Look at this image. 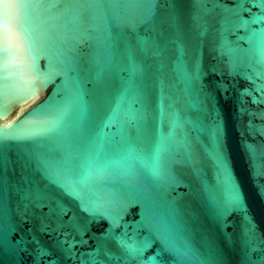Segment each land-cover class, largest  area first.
<instances>
[{"label":"snow or ice","instance_id":"6c2138e0","mask_svg":"<svg viewBox=\"0 0 264 264\" xmlns=\"http://www.w3.org/2000/svg\"><path fill=\"white\" fill-rule=\"evenodd\" d=\"M161 2L0 0V117L9 111L5 101L10 94L25 100L36 91L37 82L43 87L61 78L52 94L25 118L29 126H17L13 132L0 129V152L13 143L27 145L20 153L21 166L42 178L28 179L27 188L18 190L24 202L23 212L17 209L20 223L31 214L41 233L70 228L79 241L65 239L56 247L61 256L80 255V264H218L212 242L206 236L198 240L178 201L159 192L180 182L178 169L189 168L199 178L202 152L217 176H223L222 195L203 185L215 221L225 225L233 212L240 214L248 249L243 264H264V234L250 218L232 178L222 125L218 119L205 125L188 111L203 110L192 97L194 91L206 96L199 83V53L210 32L213 51L221 59L227 57L233 71L245 59L264 69V0H231L232 6L227 0H192L196 11L187 28L176 14V0H166L169 14L157 21ZM38 9L43 12L33 20L31 13ZM141 29L150 35H141ZM89 42L91 51L82 53L81 45ZM41 56L47 59L43 71L37 66ZM256 80L264 81V71L256 73L253 89L242 95L260 105L264 83ZM89 82L92 89L86 88ZM181 83L182 89L177 87ZM195 84L199 86L194 88ZM219 87L226 90L222 83ZM114 126L117 135L105 132ZM248 127L252 129L251 121ZM203 134L207 143L200 139ZM51 185L79 201L89 217L86 223L75 216L62 222L65 205L49 190ZM8 187L7 177L0 174V225L7 215ZM125 192L136 199H125ZM49 201L58 211L50 208L46 217L36 216L35 210ZM137 203L140 219L130 224L124 217ZM53 216L61 221L55 227ZM101 219L109 227L98 237L90 236L94 243L89 244L83 239L87 224ZM19 228L20 224L0 227V262L18 264L17 257L27 253L32 264H57L52 249L35 236L13 243L9 232ZM77 243L89 250L75 252ZM253 253L261 255L253 260Z\"/></svg>","mask_w":264,"mask_h":264},{"label":"water","instance_id":"95a60500","mask_svg":"<svg viewBox=\"0 0 264 264\" xmlns=\"http://www.w3.org/2000/svg\"><path fill=\"white\" fill-rule=\"evenodd\" d=\"M229 6L231 0H227ZM211 7V5H208ZM55 11V9H53ZM169 7L166 0H162L161 5L156 10V20L166 17L169 14ZM176 14L180 18V22L187 28L191 25L192 14L196 11L192 0H176ZM42 9L35 10L31 13L33 20L42 13ZM38 22V21H37ZM141 35H150L141 29ZM243 35V33H239ZM235 40V36L229 37ZM133 43L135 38L130 37ZM90 43H84L80 47L82 53L91 51ZM241 47H247L243 41L240 42ZM121 47H123L121 45ZM201 67H202V83L205 95L197 96L193 93V101L201 104L202 111L196 112L189 109L193 118L200 117L205 125H211L214 120H219L223 130V151L227 156L229 170L233 180L236 182L243 201L247 207L249 216L261 234H264V104L255 105L251 102V97L242 95L245 89L251 90L254 85L251 80L256 79V73L264 71L254 62L249 63L246 59L241 63L238 62L233 71L229 67L228 58L221 59L217 52L213 51L211 32L206 39L203 47L200 49ZM195 60V57H193ZM47 64V59L41 56L37 61L38 68L43 71ZM215 68L216 71H211ZM251 78V79H249ZM61 83V78L57 77L53 82L41 87L36 84V91L29 95L25 100H17L10 94L7 101L9 104L8 113L0 117V129H7L13 132L17 126H29L26 117L30 118L31 113L41 105L45 99L50 96L57 85ZM226 86L219 87L220 84ZM256 83H264L262 80H256ZM194 85V88L198 87ZM178 88L182 89L184 85L178 84ZM86 88L92 89V83H86ZM202 102V103H201ZM153 107H155V96L153 97ZM183 109V105H178ZM249 111L256 115L249 116ZM219 114L217 117L216 114ZM251 121L253 127L250 130L248 125ZM11 126V127H9ZM259 126V127H258ZM167 125L164 131L167 132ZM110 135L118 134V126L105 129ZM196 135L195 132L192 133ZM204 143L208 142L207 134L200 137ZM251 146V148L246 147ZM27 145L17 147L15 143L6 150L0 152V174L7 177L8 192L4 198V206L7 210L4 223L0 227L12 229L20 224L19 231H10L9 235L13 238L12 242L21 239L31 240L33 236L38 238L41 243L47 245L55 253L53 259L57 260V264H80L81 256L73 255L70 257L61 256L57 250V242L65 239L72 240L74 237L77 241L81 238L79 235L71 232L70 228H64L60 232H53L49 235L47 232L41 233L39 229V221L29 214L20 223V217L17 214L19 207L23 212V201L21 197L23 193L19 189L27 188L28 179H40L41 177L22 168L20 153L26 150ZM254 149V153L252 151ZM202 164V174L199 178L192 175L189 168L178 169L180 182L173 186H165L160 188L161 195L168 199H175L182 206V210L186 217L191 221V226L196 232L197 239L206 236L214 246L218 254V264H243L248 254L245 246V237L241 229V215L233 212L227 217L225 225L218 224L214 219L213 211L207 200V193L203 190V185L215 189L219 195H222L223 176L218 177L216 169L211 160H209L202 152L200 153ZM47 183V181H43ZM56 198L64 202V214L62 222L67 224L73 216L77 217L81 222L86 223L89 219L88 214L81 210L80 203L73 196L68 195L65 191L51 185L49 188ZM127 200L136 199L134 193H124ZM50 208L55 211V202H46V206L35 210L36 216H47ZM142 209L140 204H134L129 214L124 217L125 221L132 224L140 219ZM55 227L56 222H61L57 217H52ZM88 231L83 235V239L88 240L89 244L94 243L89 239L90 236H100L104 229L109 227L107 220L99 222L93 220L87 224ZM67 234V235H66ZM118 234V232H117ZM23 247V246H22ZM89 249L82 247L77 243L75 252L83 253ZM260 253H253V260H257ZM18 264H32V258L27 253H21L17 257ZM0 264H9V260L5 259Z\"/></svg>","mask_w":264,"mask_h":264}]
</instances>
